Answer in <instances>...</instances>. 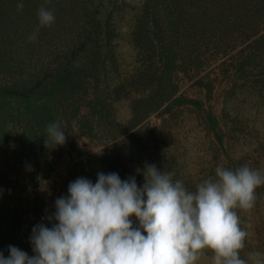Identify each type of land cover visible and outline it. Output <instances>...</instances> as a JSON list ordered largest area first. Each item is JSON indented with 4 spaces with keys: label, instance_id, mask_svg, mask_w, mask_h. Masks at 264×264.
<instances>
[{
    "label": "trees",
    "instance_id": "trees-1",
    "mask_svg": "<svg viewBox=\"0 0 264 264\" xmlns=\"http://www.w3.org/2000/svg\"><path fill=\"white\" fill-rule=\"evenodd\" d=\"M17 3L0 0V146L15 138L20 160L26 152L49 150L46 128L57 121L70 127L75 119L92 136L110 123L107 135L114 138L163 104L185 101L176 93V71L201 64L206 50L225 53L243 44L238 53L247 52L237 70L264 60V0H23L22 9ZM41 6L54 11L50 27H39ZM121 41L129 47L127 63ZM120 97L130 108L122 125L112 115ZM204 116L213 125L211 112ZM128 153L92 152L83 165L128 179L132 174L120 162L133 158ZM13 183L0 175V252L6 258L9 245L27 251L23 199Z\"/></svg>",
    "mask_w": 264,
    "mask_h": 264
},
{
    "label": "rangeland",
    "instance_id": "rangeland-1",
    "mask_svg": "<svg viewBox=\"0 0 264 264\" xmlns=\"http://www.w3.org/2000/svg\"><path fill=\"white\" fill-rule=\"evenodd\" d=\"M242 46L237 44L225 53L206 50L201 54V64L191 65L185 71L178 69L176 93L185 101L169 107L163 104L114 138L107 135L108 124L113 126L110 123L99 126L97 135L92 136L81 130L73 119L70 127L61 122L65 143L50 147L44 154L26 152V158L20 160L15 153V138L2 143L0 175L8 183L15 182L22 196L20 211L26 232V252L35 255L30 240L32 230L41 223L48 226V217L56 210L55 201L69 194L70 182L80 177L93 183L97 181L99 167L89 170L83 165L85 156L92 152L115 156L118 150L129 152L133 158L123 157L120 162L136 178L138 186L143 185V170L150 164L163 173H172L173 179L182 180L190 191L203 179L214 177L219 165L235 169L248 164L264 174V60L259 58L260 63L255 66L245 62L237 70L247 52L238 53ZM118 49L121 61H130L129 47L124 41ZM127 103L125 97L112 102L113 118L121 125L130 117ZM85 110L82 107L80 112ZM207 111L215 117L213 125L204 116ZM256 195L250 212L237 209L241 226H247L249 233L241 250V257L245 259L254 251L264 253V185L256 189ZM133 219L134 227L138 226V220ZM212 255L211 250L205 249L196 264H211Z\"/></svg>",
    "mask_w": 264,
    "mask_h": 264
},
{
    "label": "clouds",
    "instance_id": "clouds-1",
    "mask_svg": "<svg viewBox=\"0 0 264 264\" xmlns=\"http://www.w3.org/2000/svg\"><path fill=\"white\" fill-rule=\"evenodd\" d=\"M23 6L18 0L17 8ZM37 15L39 27L55 23L54 11L44 6ZM64 129L59 121L49 124L46 146L63 145ZM143 174L142 186L134 176L122 180L114 172L98 173L95 183L84 177L70 182L69 194L57 198L48 217L52 226L32 230L35 255L9 245L0 264H196L205 249L213 253L211 264H264L259 251L241 257L249 233L237 212L254 208L256 189L264 185L260 170L219 165L194 191L154 164Z\"/></svg>",
    "mask_w": 264,
    "mask_h": 264
}]
</instances>
